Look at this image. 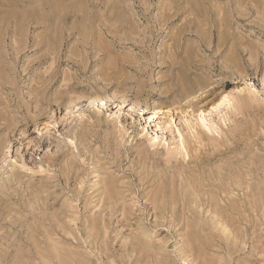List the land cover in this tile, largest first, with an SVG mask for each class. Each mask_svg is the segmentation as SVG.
Listing matches in <instances>:
<instances>
[{
  "label": "rangeland",
  "instance_id": "1",
  "mask_svg": "<svg viewBox=\"0 0 264 264\" xmlns=\"http://www.w3.org/2000/svg\"><path fill=\"white\" fill-rule=\"evenodd\" d=\"M0 264H264V0H0Z\"/></svg>",
  "mask_w": 264,
  "mask_h": 264
},
{
  "label": "bare ground",
  "instance_id": "2",
  "mask_svg": "<svg viewBox=\"0 0 264 264\" xmlns=\"http://www.w3.org/2000/svg\"><path fill=\"white\" fill-rule=\"evenodd\" d=\"M226 96L222 97V99L220 100L219 104L222 103L225 100Z\"/></svg>",
  "mask_w": 264,
  "mask_h": 264
}]
</instances>
